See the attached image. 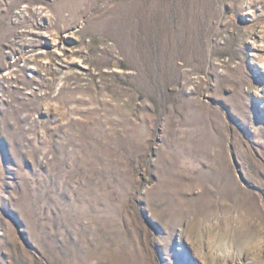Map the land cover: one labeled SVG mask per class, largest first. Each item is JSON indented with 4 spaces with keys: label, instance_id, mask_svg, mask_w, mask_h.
<instances>
[{
    "label": "rangeland",
    "instance_id": "obj_1",
    "mask_svg": "<svg viewBox=\"0 0 264 264\" xmlns=\"http://www.w3.org/2000/svg\"><path fill=\"white\" fill-rule=\"evenodd\" d=\"M264 264V0H0V264Z\"/></svg>",
    "mask_w": 264,
    "mask_h": 264
},
{
    "label": "bare ground",
    "instance_id": "obj_2",
    "mask_svg": "<svg viewBox=\"0 0 264 264\" xmlns=\"http://www.w3.org/2000/svg\"><path fill=\"white\" fill-rule=\"evenodd\" d=\"M195 258L202 264H234L242 259L228 241L216 236L208 238L201 249L195 250Z\"/></svg>",
    "mask_w": 264,
    "mask_h": 264
}]
</instances>
